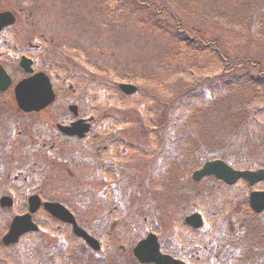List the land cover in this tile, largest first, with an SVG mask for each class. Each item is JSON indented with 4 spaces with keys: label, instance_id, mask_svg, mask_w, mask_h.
Listing matches in <instances>:
<instances>
[{
    "label": "rangeland",
    "instance_id": "374dc122",
    "mask_svg": "<svg viewBox=\"0 0 264 264\" xmlns=\"http://www.w3.org/2000/svg\"><path fill=\"white\" fill-rule=\"evenodd\" d=\"M151 1L164 10V16H154L160 25L166 21L170 29L175 23L201 29L210 40L218 42L221 56L234 63L260 62V72H264V0ZM102 4V0H0V11L13 10L19 15L0 41L11 43L12 49L37 44L41 48L37 68L64 78L63 82L53 81L64 89V103L77 104L84 116L89 110L98 115L94 125L96 144L58 140L56 155L50 157L45 154L49 145L43 148L40 143L42 148L33 153L36 157L23 160L33 169L31 190L26 196L35 193L69 205L78 213L80 224L91 228L101 242L102 249L96 253L83 243H73L71 253L75 258L68 264H136L131 250L153 228L144 221V217L153 215V206L162 209L160 215L167 229L173 214L187 202L194 209L202 203L199 197L204 201L209 195L218 198L217 191H210L215 189L212 182L193 184L191 180L194 170L215 157L247 169L264 168V133L251 128L244 118L249 116L248 104L264 103V88L242 84L228 90L225 97L211 101L205 109L192 107L186 118L183 116L182 130L175 137L168 125L160 123L165 103L183 88L204 79L220 82L217 79L224 60L209 51L199 52L196 47L182 48L159 25V30L136 25V17L144 18L148 11H138L132 18L124 4L116 16ZM165 13L174 16L176 22ZM0 52L4 53L2 62L11 59L7 50ZM245 67L241 65L243 70L238 69L235 76L257 74V67ZM68 76L72 77L73 92L66 90ZM120 83L134 84L138 90L125 96L118 90ZM64 98H59L56 105ZM57 106L53 110H58ZM36 121L34 118L32 129L39 133L42 127ZM97 146L100 148L96 151ZM105 146L110 150L102 153ZM18 156L19 150L16 160ZM99 156L106 159L108 169L120 171L125 166L133 176V188L123 198L128 214L120 216L112 229L108 211L119 209L122 198L109 191V183L95 176ZM165 158L169 160L165 162ZM5 163V159L0 160L4 175L8 171ZM138 168H143L145 186L137 190ZM118 176H114L115 183L120 180ZM246 190L240 184L230 194L234 193V198L226 201L244 200ZM148 204L152 206L148 208ZM66 240L70 241V236L60 237L64 245Z\"/></svg>",
    "mask_w": 264,
    "mask_h": 264
},
{
    "label": "flooded vegetation",
    "instance_id": "af4514ba",
    "mask_svg": "<svg viewBox=\"0 0 264 264\" xmlns=\"http://www.w3.org/2000/svg\"><path fill=\"white\" fill-rule=\"evenodd\" d=\"M10 14L14 16V23L0 30V39H3L19 20L18 13L12 11ZM9 19L11 16L4 18L6 21ZM11 45L6 40L0 41V51L7 50L11 53V59L2 62L4 53L0 52V68L6 73L5 75L0 73V144H2L0 160L5 159V165H8L7 174L0 172V199H11L10 204L2 203L0 200V224L7 227L14 217L27 214L30 210L26 193L31 190L33 169L23 160H33L36 157L33 154L34 150L42 148L39 146L40 143L43 144V148L46 144L49 145L45 154L50 157L56 155L58 140H73L77 143L83 142L85 145L97 143L93 125L89 128L88 138L79 139L76 135L69 136L64 133L62 128H70L81 120L89 122L95 115L93 110H89L84 116L77 104L67 101V104L64 103L67 99L62 96L64 89L53 83L60 81L58 76L50 78L47 75L55 93L53 104L39 112L29 111L26 107L18 105L15 88L26 79H32L33 73L27 72L28 66L34 72L42 71L36 67L41 48L33 43L18 49H12ZM26 60L31 64L27 65ZM67 92H73L71 84ZM59 98L64 100L57 106ZM56 106L58 110H53ZM50 108L53 111H48ZM59 114L62 115L56 120ZM34 118L35 120L37 118L35 124L42 127L39 133L32 129ZM96 148V151L99 150V147ZM17 150L20 156L16 160ZM2 155L4 157H1ZM95 155L98 156V153ZM102 173L104 176L107 174L104 171ZM248 189L250 191L247 195L251 191L264 190L261 186ZM22 193L25 195L22 196ZM201 201L202 203L193 207L194 209L192 205L187 204L179 213L173 214L172 221L169 222L171 227L167 229L163 227L164 221L162 222L160 215L162 209L154 207L153 228L148 233L154 234L160 255L177 260L180 264H264V210L256 212L248 200ZM38 213L53 221L56 220L40 206L32 215L34 221ZM193 213L199 214L200 220L190 223L186 218ZM58 222L59 225L62 224ZM63 224L67 228V225Z\"/></svg>",
    "mask_w": 264,
    "mask_h": 264
},
{
    "label": "trees",
    "instance_id": "16d2710c",
    "mask_svg": "<svg viewBox=\"0 0 264 264\" xmlns=\"http://www.w3.org/2000/svg\"><path fill=\"white\" fill-rule=\"evenodd\" d=\"M103 4L101 7L105 6L110 9L113 13L112 15H118L122 12L124 4L130 9V16L134 18L137 16V12L141 13L147 12L144 18L136 17V25L147 26L148 29H155L157 25L162 28L166 33L170 34V38L180 44L182 48L196 47L199 52L209 51L215 54L219 59L224 60L223 73L219 76L220 82L203 81L197 82L194 86H189L183 88L180 93L170 100V102L165 103L164 112H162L160 123L162 126H169L173 131L175 137L182 130L181 121L183 116L186 118L188 113L192 110V107L196 109H205L210 103H212L217 98L225 97L228 90L233 89L239 85H248L255 88H264V72H260V65L254 64L251 60H247L241 63H234L228 58L221 56V48L217 45L216 40H210V37L203 30L188 29L183 28L182 24L175 23V28L170 29L166 21H164L163 26L158 22L154 21V16L157 14L163 15L164 10H159L154 1L151 0H102ZM152 10V11H151ZM154 12L155 15L152 13ZM137 14V15H136ZM167 18L176 22L174 16L165 13ZM165 18V17H164ZM161 24L163 20H160ZM159 21V22H160ZM158 23V24H157ZM165 26V27H164ZM168 26V27H167ZM157 29V28H156ZM186 29V30H185ZM159 30V29H157ZM194 33V37H190L189 34ZM228 59V60H227ZM250 65L251 67H257V74L251 75L245 73L243 75L235 76V72L238 69L246 68L245 65ZM241 65L243 68H240ZM207 82V83H206ZM212 101V102H211ZM247 114L249 116L244 117L246 123L249 122L251 128L258 130V132L264 133V103L253 102L247 105ZM263 110V112H262ZM187 114L185 115V113ZM236 116H231L235 118ZM258 123L261 125L258 126ZM166 129V128H165ZM15 254L10 256L6 249L0 247V263L4 264H56V256L58 254L57 248L54 249V253L50 252V248L45 244L43 238L40 239L37 235L25 236L16 246L13 247ZM62 256V264H68L71 260V254H69L67 249ZM61 261V260H60Z\"/></svg>",
    "mask_w": 264,
    "mask_h": 264
},
{
    "label": "water",
    "instance_id": "95a60500",
    "mask_svg": "<svg viewBox=\"0 0 264 264\" xmlns=\"http://www.w3.org/2000/svg\"><path fill=\"white\" fill-rule=\"evenodd\" d=\"M8 16H10L8 13L0 14V27L11 23V19L8 21L4 20V18H7ZM0 73L1 75L4 74L1 68ZM38 76L40 77H34L24 81L16 87L15 94L19 106H23V108L27 107L26 109L30 108V106L34 109H39L46 105L48 101L53 99V94L47 79L42 75ZM120 89L125 94H132L136 91L135 86L127 84L120 85ZM204 176H214L217 179L223 180L227 184H233L239 179H244L250 185H253L264 180V170L236 171L230 168L223 161L214 160L206 162L200 170L195 171L192 175L195 181L200 180ZM29 201L31 206L34 207L32 210H35L40 203L37 197H32ZM250 203L256 211L263 210L264 193H252L250 195ZM44 206L55 217L72 224L74 234L84 239L88 245L94 249L99 248L97 241L76 225L74 218L65 208L59 204L52 203H46ZM197 218L198 216L194 215L191 218H188V220H195ZM29 230H36V227L30 222V218L24 216L16 217L11 223L8 234L3 238V242L6 244L13 243L17 240L19 235ZM133 253L134 256L143 263L155 262L156 264H180L176 261L169 260L168 258L165 259L160 256L157 252V246L154 243V237L152 236L147 238L145 241L140 242L134 249Z\"/></svg>",
    "mask_w": 264,
    "mask_h": 264
}]
</instances>
